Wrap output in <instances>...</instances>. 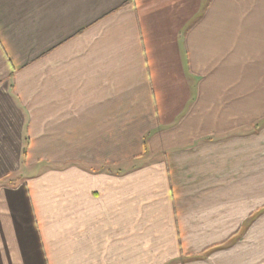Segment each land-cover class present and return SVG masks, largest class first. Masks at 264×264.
<instances>
[{"label":"crops","instance_id":"crops-1","mask_svg":"<svg viewBox=\"0 0 264 264\" xmlns=\"http://www.w3.org/2000/svg\"><path fill=\"white\" fill-rule=\"evenodd\" d=\"M0 264H264V0H0Z\"/></svg>","mask_w":264,"mask_h":264}]
</instances>
